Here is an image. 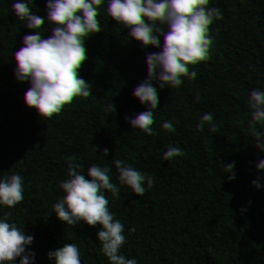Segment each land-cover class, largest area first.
Returning a JSON list of instances; mask_svg holds the SVG:
<instances>
[{"label": "trees", "instance_id": "obj_1", "mask_svg": "<svg viewBox=\"0 0 264 264\" xmlns=\"http://www.w3.org/2000/svg\"><path fill=\"white\" fill-rule=\"evenodd\" d=\"M0 264H264V0H0Z\"/></svg>", "mask_w": 264, "mask_h": 264}]
</instances>
